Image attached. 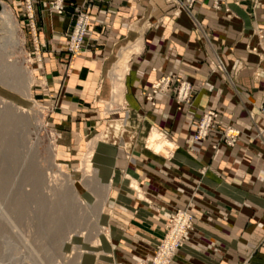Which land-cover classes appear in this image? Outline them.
I'll return each mask as SVG.
<instances>
[{
    "label": "crops",
    "instance_id": "obj_1",
    "mask_svg": "<svg viewBox=\"0 0 264 264\" xmlns=\"http://www.w3.org/2000/svg\"><path fill=\"white\" fill-rule=\"evenodd\" d=\"M33 2L42 45L37 51L38 66L52 82L53 91L67 95L62 106H75V110L106 106L113 92L114 98L123 96L130 110L128 134L135 132L136 139L126 135L119 145L100 140L91 158L99 189L107 190V196L120 195L121 206L132 208L117 205L126 217H110L116 234L141 240L143 253L138 258L151 255L177 207L172 196L199 185L212 195H196L200 201L189 210L198 223L179 248L175 264H203L191 252H198L195 244L207 240L213 242L214 252H228L238 264H264V134L258 136V130L264 129V61L257 54L260 46L264 48V0H224L219 9L209 0H200L189 12L179 0H65L63 14L47 6L46 0ZM22 3L13 0L23 22ZM81 6L93 21L83 51L72 57V70L65 76L59 63L63 58L56 49L66 48L73 14ZM30 44L33 47L32 39ZM126 48L131 52L121 96L125 63L121 51ZM217 58L224 70L214 67ZM113 66L116 83L112 84ZM170 74L193 82L197 92L189 106L177 104L174 85L169 92L157 93L154 104L145 98L152 84ZM210 109L241 132L235 147L214 149L210 140L192 141L195 122L202 111ZM71 121L85 138L92 131L91 117ZM148 128L170 134L177 147L170 158L162 160L142 146L139 135ZM60 155L66 156L65 152ZM160 173L166 178L157 177ZM134 182L143 190L158 191L156 195L163 200L159 220L149 217L153 211L145 214L144 206L142 213L139 203L129 198ZM110 226L104 235L112 242Z\"/></svg>",
    "mask_w": 264,
    "mask_h": 264
},
{
    "label": "rangeland",
    "instance_id": "obj_2",
    "mask_svg": "<svg viewBox=\"0 0 264 264\" xmlns=\"http://www.w3.org/2000/svg\"><path fill=\"white\" fill-rule=\"evenodd\" d=\"M46 1L51 8L55 0ZM0 2L11 9L18 29L16 33L0 27V264H150L148 260L154 252L138 258L143 253H140L141 240L118 235L115 226L109 224L112 215L126 217L117 207L121 206V196H115L114 192L107 196V190L99 189L101 185L93 166V176L84 173L82 167L88 153L92 151L93 156L96 142L108 140L112 143V135L119 134L120 121L116 119L124 115L122 87L131 50L121 51L125 55L121 99L114 98L112 92V99L106 106L87 109L80 106L76 110L75 106H62L68 100L67 95L54 92L52 82L39 68L37 51L30 44L31 37L23 28L13 0ZM24 3L23 0V7ZM56 51L63 58L59 62L60 70L66 76L72 70L70 61L73 56L67 52V46ZM64 55H68L67 58ZM114 66L112 84L116 81L112 74ZM85 117L93 120L92 131L86 138L71 123V120L79 122ZM153 130L171 146L154 153L147 146V138ZM106 133L108 139L104 137ZM126 135L130 134L126 132L123 137ZM167 135L160 128H148L139 137L143 138L141 143L146 150L166 160L177 148L169 139L170 134ZM122 149L120 154L124 156ZM61 152L66 156L60 155ZM123 162V159L119 161L120 164ZM129 162L133 163V160L129 159ZM157 175L166 178L162 173ZM134 184L132 187L138 189L133 188L129 198L139 203L142 213L144 206L145 214L148 215V210L153 211L155 214L149 212V217L159 220L157 214L163 200L156 195L158 191L149 192ZM198 194L212 195L198 185L191 192L184 190L179 197L172 196V200L179 208L192 209L200 201ZM121 207L131 208L128 205ZM108 226L113 232L112 242L104 235ZM98 233L102 242L100 246L97 245ZM195 246L199 251L191 252V256L203 264H238L228 252H214L211 240Z\"/></svg>",
    "mask_w": 264,
    "mask_h": 264
},
{
    "label": "built area",
    "instance_id": "obj_3",
    "mask_svg": "<svg viewBox=\"0 0 264 264\" xmlns=\"http://www.w3.org/2000/svg\"><path fill=\"white\" fill-rule=\"evenodd\" d=\"M65 0H55L51 4V8L57 14H63L65 12L66 5ZM200 0H179V4L187 12ZM214 9H219L224 0H209ZM24 15H23V28L26 29L29 36L32 39V44L36 51L39 49V42L37 39L38 22L37 14L34 9L33 0H24ZM74 24L68 37L67 52L71 56L79 55L85 46V42L88 37V27L93 21L88 12L83 6L79 7L74 12ZM202 31V30H201ZM255 51V49H253ZM260 60L264 61V48L260 46V50L257 51ZM214 67H219L224 70L223 64L219 58L213 63ZM215 68H213L214 70ZM173 86L174 99L179 106H189L193 96L196 94L197 89L194 87L193 82L180 77L176 74H170L160 77L154 84L151 85L149 92L145 95V98L153 103V98L157 93L169 92L170 86ZM124 115L119 119L120 126L117 131L118 135H112V143L118 144L122 139L124 133H129V121L130 110L126 107H122ZM264 111V109H263ZM112 114V113H110ZM117 114H119L117 112ZM114 121V120H110ZM112 127V124H109ZM135 132H130L132 139L134 140ZM264 129L258 130V136L262 138ZM167 135V133H165ZM241 132L231 126L230 124L223 122L219 112L215 110L202 111L200 117L194 124V130L192 132V141L205 142L210 140L213 148H217L219 145H224L229 148L235 147L239 140ZM168 136V135H167ZM106 139L109 138L108 134L104 135ZM125 145V144H121ZM131 146V144L129 145ZM264 163V161H263ZM205 170V169H204ZM203 170V171H204ZM194 214L186 208L176 207L174 212L169 216L166 223V233L163 240L159 243L154 251V255L150 258V264H174L175 257L179 248L186 242L187 235L195 224ZM160 261V262H159ZM149 264V263H145Z\"/></svg>",
    "mask_w": 264,
    "mask_h": 264
},
{
    "label": "bare ground",
    "instance_id": "obj_4",
    "mask_svg": "<svg viewBox=\"0 0 264 264\" xmlns=\"http://www.w3.org/2000/svg\"><path fill=\"white\" fill-rule=\"evenodd\" d=\"M1 4V9H0V27L2 29L6 28L8 29V31H16V33L18 32V29L15 27V23L13 22L12 19V13H11V9L9 7H7L4 3L0 2ZM21 39V37H20ZM122 61V60H121ZM124 63V62H123ZM120 67V66H119ZM123 68V67H121ZM117 75V74H116ZM115 75V76H116ZM114 77V76H113ZM116 83V82H115ZM116 85V84H115ZM118 85V84H117ZM116 85V86H117ZM120 85V84H119ZM119 89V88H118ZM118 95V94H117ZM147 146L154 152L157 153L159 151H162L163 148L171 146V144L165 140L162 139V137L159 135L158 132L156 131H152L149 135V137L147 138ZM174 147V146H173ZM171 148V147H170ZM92 150V148H91ZM168 151V150H167ZM165 154V153H164ZM92 156V151L88 153V156L82 161V167L84 170V173H87V175L89 176H93L94 172H93V168H92V164L90 162V158ZM93 174V175H92ZM135 183V182H134ZM135 185V184H134ZM134 189L137 188L136 186L133 187ZM138 189V188H137ZM140 193V192H139ZM96 221V220H95ZM70 235V234H69ZM70 237V236H69ZM68 237V238H69ZM71 238V237H70ZM68 240V239H67ZM62 245V244H61Z\"/></svg>",
    "mask_w": 264,
    "mask_h": 264
},
{
    "label": "water",
    "instance_id": "obj_5",
    "mask_svg": "<svg viewBox=\"0 0 264 264\" xmlns=\"http://www.w3.org/2000/svg\"><path fill=\"white\" fill-rule=\"evenodd\" d=\"M0 9H1V4H0Z\"/></svg>",
    "mask_w": 264,
    "mask_h": 264
}]
</instances>
